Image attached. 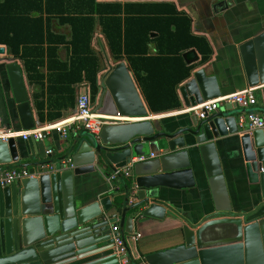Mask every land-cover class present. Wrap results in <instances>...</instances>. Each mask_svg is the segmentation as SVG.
I'll return each mask as SVG.
<instances>
[{
    "label": "water",
    "instance_id": "obj_1",
    "mask_svg": "<svg viewBox=\"0 0 264 264\" xmlns=\"http://www.w3.org/2000/svg\"><path fill=\"white\" fill-rule=\"evenodd\" d=\"M5 52L0 47V53ZM248 84H264V26L240 45ZM188 63L198 60L194 49L184 53ZM102 82L100 107L105 122L99 135L85 130L70 151L58 161L42 141L26 140L19 148L14 137L0 138V172L22 161L31 175L8 185L0 184V264H119L112 219L118 214L125 232L145 217H178L179 209L165 201L162 188L186 190L196 186L195 170L203 165L213 210L199 223L184 216L181 241L166 249L142 253L143 264H264V134L253 132V148L260 164V201L236 211L231 201L218 141L242 130L232 111L234 101L191 124L173 130L156 129L137 88L135 75L125 60H116ZM7 71L24 130L36 125L20 65L9 62ZM264 93V87L260 89ZM187 106L222 96L216 75L196 70L182 85ZM235 104H234V103ZM231 103H233L231 105ZM231 105V106H230ZM84 132V131H83ZM130 184L118 205L105 196L84 204L75 196L77 180L97 168L126 166L134 157ZM194 163L197 165L195 167ZM116 184V182H114ZM171 196V194H169ZM127 251L129 247L125 243ZM142 258V259H141Z\"/></svg>",
    "mask_w": 264,
    "mask_h": 264
},
{
    "label": "crops",
    "instance_id": "obj_2",
    "mask_svg": "<svg viewBox=\"0 0 264 264\" xmlns=\"http://www.w3.org/2000/svg\"><path fill=\"white\" fill-rule=\"evenodd\" d=\"M99 1L112 2L115 0ZM119 1L123 3L126 1L173 3L178 11L184 12L190 17L191 32L194 35L205 37L212 48L210 58L205 62H202L203 56L197 48L193 47L184 51V53H186L194 49L197 53L198 60L193 63H188L183 53L184 60L187 64L195 65V68L192 70L190 77L178 86V94L181 100V106L179 108L164 112H153L135 76L140 96L146 109L149 111L148 116L141 119H151L156 129L162 130L163 128H167L173 130L180 126L191 124L192 116L196 115L199 118L195 110L198 109L202 103L187 106L180 91L182 85L191 78L196 70L205 69L208 75L217 76L222 96L215 99L231 96L247 88H251L248 84V78L240 52V45L262 30L264 26V0ZM30 32L31 37H39L38 28L31 29ZM49 32L57 38H64V41L57 46L56 59L62 63L69 64L71 47L67 42L73 36L72 26L68 23H61L59 18L54 16L51 21V26L48 28L47 25H45V35L48 36L51 34ZM156 34L157 32H154V35ZM43 46L47 47L48 45L45 43ZM0 47L5 49V52L0 53V128L8 127L18 132L19 134L14 136V138L17 141L18 147L24 149L26 147V140L22 137V133L26 130L22 129L19 123L17 103L13 95L6 67L9 62L14 61L22 68L34 119L36 121V125L32 129L44 130L50 125L71 124L77 117V102L75 106L62 109L60 118H51L56 110H52L47 106V85L42 87L38 82L30 80L24 60L10 53L7 45L0 44ZM90 47L95 51L100 60L98 93L94 98L92 97L91 84L86 79L77 83L76 86L79 88V94L82 92L90 93L94 111L96 114H99L97 109L100 107L102 82L109 68L116 63L108 39L99 22L96 24L93 32ZM152 50L155 51V43L152 44ZM30 59L32 60V58ZM121 60H125L134 73L127 59L123 58ZM40 72L44 73L47 77V66L41 67ZM263 85L264 84H260L257 88L264 87ZM43 90H45V97L41 99L45 100L46 104L43 110L44 119H41L39 109L36 105V94L42 93ZM256 94L258 102L254 107L243 108L233 102L235 105L232 111L236 114L238 119L241 114L249 112L250 109L256 110L264 117V93L258 89ZM233 103H231V105ZM254 131L255 130L249 131L247 129H242L220 139L217 144L231 201L236 211H242L252 207L254 201H260L261 197L260 164L257 160L255 150L250 148L251 143L253 145ZM82 133H84V140H87L85 129L80 131L71 129V133L66 139L62 138L57 130H52L49 134H46L42 142L47 147V150L53 149V153L47 160L58 161L60 158L64 157L70 151L71 146L77 140L78 136ZM23 163H25V161H22L21 164ZM21 164L16 163L13 164V166L24 168ZM194 165L196 167L198 164L196 165L194 163ZM203 168L200 160L199 169L195 170L197 184L193 188L186 190L162 188L165 201H170L169 203L171 205L179 209L180 212L177 213L178 217L167 216L164 220L145 217L140 221L134 222L133 233L124 231L119 214L116 218L112 219L110 227L112 228L114 224L119 225L120 231L125 237L130 249L128 255L131 259H139L137 258L139 254L159 251L178 244L182 239V226L185 224L182 218H184V216L189 217L194 223H199L213 210L211 191ZM112 171L110 167H101L84 174L77 180L75 186L76 198L83 199L84 204H88L109 195L113 201L114 188L116 185L118 186V182L115 181L117 183L115 184L114 181L109 178ZM169 194H171V196H169Z\"/></svg>",
    "mask_w": 264,
    "mask_h": 264
},
{
    "label": "trees",
    "instance_id": "obj_3",
    "mask_svg": "<svg viewBox=\"0 0 264 264\" xmlns=\"http://www.w3.org/2000/svg\"><path fill=\"white\" fill-rule=\"evenodd\" d=\"M54 16L72 26L70 63L56 59L58 45L64 38L45 35ZM102 25L113 57L126 58L153 112L179 108L178 86L190 77L195 65L187 64L184 51L197 48L202 62L210 58L212 48L203 36L191 32V19L173 3L103 2L99 0H0V44L24 60L30 80L47 85V106L56 110L51 118H60L62 109L75 106L76 86L86 79L94 98L98 93L100 60L90 47L96 24ZM39 37H31V29ZM154 32H157L154 35ZM47 43V47L43 45ZM155 43V51L152 44ZM32 44V45H30ZM32 58V60L30 59ZM47 62V63H46ZM47 66V77L40 72ZM45 90L36 94L40 118L44 119ZM118 205L130 179H118ZM117 184V183H116ZM131 264H143L131 259Z\"/></svg>",
    "mask_w": 264,
    "mask_h": 264
},
{
    "label": "built area",
    "instance_id": "obj_4",
    "mask_svg": "<svg viewBox=\"0 0 264 264\" xmlns=\"http://www.w3.org/2000/svg\"><path fill=\"white\" fill-rule=\"evenodd\" d=\"M264 86V85H263ZM261 89V87H251L247 88L243 91H240L234 95L221 97L215 100H209L200 105L198 109H196V113L200 119L206 117L208 113L216 111L220 104L227 100H233L235 103L240 105L243 108H251L254 107L257 102V90ZM77 117L74 121H72L69 125H50L47 129H31L26 130L22 133V137L25 140L30 138H34L37 141H43L46 137V134H49L52 130H57L62 138H68L71 129H75L77 131L80 130H89L91 133L95 135H99L102 126L104 125V121L101 119L99 114H96L94 108L92 106V97L88 92H82L79 94L77 98ZM238 124L242 129H247L249 131H253L256 129H264V117L257 112L256 110H249V112L241 114L238 119ZM19 133L13 131L11 128L8 127H1L0 128V138L3 140H8L11 137L17 136ZM47 153L52 154L53 149H48ZM145 157L142 156L140 158L134 157L132 160L124 167L117 168L113 170L109 178L112 181H118V179L122 176L124 177H131L132 170L134 164L138 160H144ZM31 173L26 168L20 167H12L9 170L0 174V184L5 186L14 181L21 180L25 177H29ZM114 232H120L119 225H115L113 228ZM126 239L124 236L115 237V244L117 247V254L120 258L119 264H131V258L128 255V251L125 247Z\"/></svg>",
    "mask_w": 264,
    "mask_h": 264
}]
</instances>
